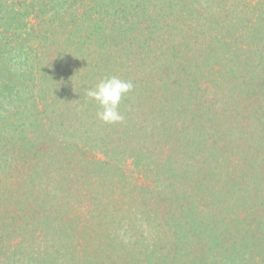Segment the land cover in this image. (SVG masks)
Masks as SVG:
<instances>
[{
    "label": "trees",
    "instance_id": "trees-1",
    "mask_svg": "<svg viewBox=\"0 0 264 264\" xmlns=\"http://www.w3.org/2000/svg\"><path fill=\"white\" fill-rule=\"evenodd\" d=\"M60 1L0 0V100L31 81L42 115L30 128L0 109L3 175L27 188L10 205L0 191V264H264V7L249 1L246 17H223L218 6L169 0L185 14L187 38L168 45L179 56L166 67L142 64L150 22L128 14L126 0ZM11 51L31 63L22 81L8 72ZM121 55L142 60L121 69ZM113 75L134 85L119 106L123 122H102L98 108L75 116L83 142L59 140L78 94ZM81 192L109 227V206L139 205L157 244L118 248L75 229L70 202Z\"/></svg>",
    "mask_w": 264,
    "mask_h": 264
},
{
    "label": "rangeland",
    "instance_id": "rangeland-1",
    "mask_svg": "<svg viewBox=\"0 0 264 264\" xmlns=\"http://www.w3.org/2000/svg\"><path fill=\"white\" fill-rule=\"evenodd\" d=\"M50 4H61L62 1L60 0H46ZM66 3H68V0H64ZM169 0H126L125 4L129 6L128 8V14H132L131 12L136 13V19H141L150 22V27L148 31H145V38H147V41L145 42L146 50L150 49V53L147 54L143 58L142 64L145 63H154L155 64H163L167 67V64L171 63L175 55L179 56L177 54H171L170 47H168L169 44H173V42L181 41L180 39L187 38V35L184 37V27L180 23V19H182L185 14L181 12H177L175 9L178 7V4L181 6V8L185 5L184 0H171L173 2L174 7L167 6L166 3ZM197 3L203 4L204 6H207V9L212 11V13L217 12L218 10L216 7H219V12L222 11V15L224 17V14H228L229 12H233L232 15L235 16H242L246 17L245 14H249L248 5L250 2H255L256 4H261V8L264 7V0H196ZM250 1V2H249ZM64 4V2H63ZM59 7V6H57ZM164 7L163 10L161 8ZM221 8V10H220ZM228 10V11H227ZM131 11V12H130ZM227 12V13H226ZM149 13V16L146 15ZM264 15V11L261 12ZM144 16H146L144 18ZM45 18H48L49 16H44ZM42 17V18H44ZM188 18V17H187ZM236 19V18H235ZM46 20V19H45ZM74 31V30H73ZM13 34H17L23 38L21 34H23L22 31H9ZM17 35L14 37L17 38ZM182 36L184 38H182ZM18 40H14L13 44H15ZM20 41V40H19ZM24 43H26L24 41ZM24 43H21V46L24 45ZM185 43V42H183ZM182 43V44H183ZM19 45V43H18ZM26 50V48H24ZM24 49H22V52H24ZM11 56L9 57L11 61L8 63V72L9 74L14 77L13 80H19L22 81V76H20V73H22L26 66L24 64L26 63L20 53L17 51H11ZM176 53V52H175ZM145 53H143L144 55ZM10 55V54H9ZM140 57H142V54H139ZM181 58V56H180ZM182 59V58H181ZM138 56L133 58V61L131 57L129 56H120L118 59H116V66H121V69H129V68H135V65L139 63ZM27 61V60H26ZM27 65H30L31 63L27 62ZM156 66V65H155ZM176 67V66H175ZM66 72V71H65ZM69 72V71H67ZM66 72V73H67ZM109 71L105 72L107 74ZM23 75V74H22ZM62 82V81H60ZM99 82V78H97V81L95 84H92L90 88H93L97 83ZM26 82L25 86L16 87L14 83V89H10L7 92L3 93L5 96L4 99H1L0 102L2 104L0 105V109L11 110V112L14 111L13 117L18 121L26 122V125H29V127H32L33 123V114H36L38 117L42 116L39 111L36 109L33 111L31 106L32 102L34 103L32 96L35 92L32 91V84L31 81L29 83ZM11 85V84H10ZM20 106L19 108H17ZM73 106L76 108L74 113L69 118V125L70 128L67 129L64 132V136H58V139H62L65 142H80L83 140L86 134H84L83 127L78 124V122H75L76 117H80L79 114H90L94 111H96L99 108V105L94 101L91 100L86 96V93L83 96H80L78 94V98L75 102H73ZM63 107V106H62ZM50 110H47L43 112L42 114H53L52 119L56 118L58 119V115H55ZM8 114V113H7ZM6 114L2 113V116H5ZM21 115L24 116V118H20ZM29 115V116H28ZM76 116V117H75ZM20 118V119H19ZM27 118V119H26ZM11 121V119L9 120ZM66 123V124H68ZM46 124V122L44 123ZM49 124L47 123L42 130L43 135H39V138H42L45 140L44 133H47L49 130ZM82 131V132H81ZM92 132V131H91ZM40 131L38 130V134ZM57 134L61 133V129L56 132ZM94 139H92V143H97L99 146L102 145L100 140L95 141V135L93 134ZM83 142V141H82ZM104 145V144H103ZM102 145V146H103ZM90 148H92L93 152L97 151V148L95 145L90 144ZM101 150H107L105 148L101 147ZM4 174V168L3 164L0 163V191H2V197L4 198V201H1V205L3 203H6L7 205H10L12 203L14 197L19 196V198H23L24 195V189H27L24 185L21 183H9L10 181H6V177ZM37 182V181H35ZM20 184V185H18ZM102 191L106 190L100 189ZM98 190V191H100ZM4 191V192H3ZM80 191V190H78ZM77 191V192H78ZM96 191V193L98 192ZM82 192H85L82 190ZM81 192V194H82ZM83 195V194H82ZM7 197V198H5ZM75 199V198H73ZM73 199L71 200V208L70 209L71 217H75V229L79 228L81 225L83 226V229L85 232H90L91 235L94 237L95 233L100 235V242L103 244L107 241L114 242L115 247H122L124 244H132L133 248H141V249H148L147 245L149 247L156 245L157 243H153V239L150 237L152 235H149L150 233L154 232L150 229L151 227L145 226V222L148 221L145 220V218L137 212L140 210L139 205L135 208H132V204L124 205L123 203H119L120 209L117 211L116 209H113V206H109L108 209L112 211V223L109 227V221H107V225H103V222L106 220L103 218V215L101 216V222L100 219L95 218L94 216H91L90 213H93L92 210L95 207V202L88 199V196L85 197L84 195L82 197L78 196L77 199H81L79 203H73ZM117 205V206H118ZM8 210L10 211V207H8ZM116 210V211H115ZM26 210L21 211V214H25ZM153 224V223H152ZM108 228L109 230L113 227V236H108L107 239L105 238V232L103 231L105 228ZM78 234L75 236V241H77ZM81 238V237H80ZM83 240V238H81ZM108 243V242H107ZM144 257H149V255H145Z\"/></svg>",
    "mask_w": 264,
    "mask_h": 264
},
{
    "label": "clouds",
    "instance_id": "clouds-1",
    "mask_svg": "<svg viewBox=\"0 0 264 264\" xmlns=\"http://www.w3.org/2000/svg\"><path fill=\"white\" fill-rule=\"evenodd\" d=\"M131 81L118 76L102 78L93 88L86 91V96L99 105L98 118L106 124L121 123L124 120L119 111L121 100L133 89Z\"/></svg>",
    "mask_w": 264,
    "mask_h": 264
}]
</instances>
